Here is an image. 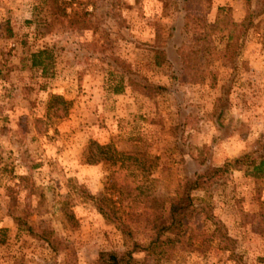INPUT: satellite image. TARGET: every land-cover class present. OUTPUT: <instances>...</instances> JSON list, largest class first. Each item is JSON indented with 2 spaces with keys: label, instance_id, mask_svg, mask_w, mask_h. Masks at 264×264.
Returning <instances> with one entry per match:
<instances>
[{
  "label": "rangeland",
  "instance_id": "374dc122",
  "mask_svg": "<svg viewBox=\"0 0 264 264\" xmlns=\"http://www.w3.org/2000/svg\"><path fill=\"white\" fill-rule=\"evenodd\" d=\"M67 1L84 21L70 26L49 0H0V264H98L123 236L80 188L100 195L119 173L131 189L123 205L138 214L167 206L195 172L264 145V0H209V10L202 0ZM216 7L222 30L209 29L204 77L192 81L175 47L194 42ZM145 82L163 88L140 90ZM52 94L66 104L48 111ZM90 141L125 160L85 163ZM192 195L205 239L160 262L137 253L135 264H264V177L230 168ZM46 228L56 249L39 237Z\"/></svg>",
  "mask_w": 264,
  "mask_h": 264
},
{
  "label": "trees",
  "instance_id": "16d2710c",
  "mask_svg": "<svg viewBox=\"0 0 264 264\" xmlns=\"http://www.w3.org/2000/svg\"><path fill=\"white\" fill-rule=\"evenodd\" d=\"M202 1L205 9L209 10L210 1ZM49 2L52 14L67 17L70 26H73L76 21L85 20L86 12L84 9L80 10L77 7H70V11L67 13L69 1L49 0ZM220 10L217 8L215 19L211 23L207 20L205 21V31L197 34L193 39L194 42L175 47L176 53L179 55L178 62L181 70L186 75H190L189 72H191L192 81H201L204 77V72L200 69L197 61L200 55L207 53L212 47L211 42L206 41L209 36V29L222 30L220 27ZM227 35L228 38H235L231 33ZM262 36L264 42V23ZM44 53L45 50L34 53L32 55V64H42V60L37 59V57ZM127 81L130 84L133 83V80L129 77ZM151 88L161 89L163 87L153 86L146 82L139 87L143 91ZM56 102L66 104L62 96L52 94L47 105L48 111L54 108ZM122 155H125V153L117 151L111 144H99L95 141H90L82 152V160L87 164H93L105 159H110L116 163L122 159L120 162L122 163L125 160ZM230 168L244 170L246 174L255 178L264 177V145L257 151V155L252 153L242 154L227 160L220 166H210L202 172H195L191 177L184 179L176 195L168 199L167 206L161 202L154 207H146L145 210L140 211L138 214H133L128 209L126 210L123 205V200L126 196H130L131 189L124 178L120 177L119 173H112L106 177L103 192L100 195H93L80 188L82 198L91 201L97 211L107 221L116 224L123 236L124 249L100 251L97 263L135 264V255L140 252L153 254L155 261L160 262L161 260L169 259L178 245H185L186 248L192 249L193 241L205 237L201 229V216L204 211L196 204L192 192L195 190L208 191L212 181L222 176ZM147 178L150 181V178ZM20 179H23V177H20ZM65 214L68 220L71 221L73 219L72 212H66ZM17 220L18 222L21 221L20 219ZM135 220L138 223L140 222V226L146 232L147 237L145 240H139L135 237L137 229L132 223ZM25 222H19V224H24L33 233V226ZM216 224H218L222 238L230 244L232 238L223 231L222 224L219 221ZM39 237L46 241L52 249H56L58 240L54 236L52 229H43L39 233Z\"/></svg>",
  "mask_w": 264,
  "mask_h": 264
},
{
  "label": "crops",
  "instance_id": "0c3cea01",
  "mask_svg": "<svg viewBox=\"0 0 264 264\" xmlns=\"http://www.w3.org/2000/svg\"><path fill=\"white\" fill-rule=\"evenodd\" d=\"M218 7H216V9H217Z\"/></svg>",
  "mask_w": 264,
  "mask_h": 264
}]
</instances>
